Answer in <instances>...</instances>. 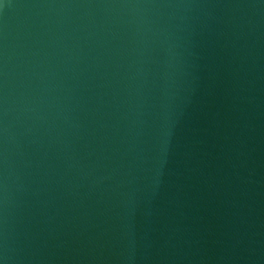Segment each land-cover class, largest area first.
Listing matches in <instances>:
<instances>
[{"label":"water","instance_id":"water-1","mask_svg":"<svg viewBox=\"0 0 264 264\" xmlns=\"http://www.w3.org/2000/svg\"><path fill=\"white\" fill-rule=\"evenodd\" d=\"M0 264H264V0H0Z\"/></svg>","mask_w":264,"mask_h":264}]
</instances>
